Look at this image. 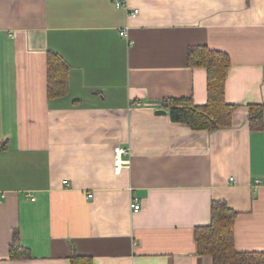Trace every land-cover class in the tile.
I'll use <instances>...</instances> for the list:
<instances>
[{"label": "crops", "instance_id": "0c3cea01", "mask_svg": "<svg viewBox=\"0 0 264 264\" xmlns=\"http://www.w3.org/2000/svg\"><path fill=\"white\" fill-rule=\"evenodd\" d=\"M128 3L137 17L112 0H0V264H213L195 231L217 200L238 213L236 249L264 252V129L249 125L264 105V0ZM196 45L231 57L229 128L192 130L163 106L207 103ZM50 51L70 67L61 98H48ZM16 232L31 258H11Z\"/></svg>", "mask_w": 264, "mask_h": 264}, {"label": "trees", "instance_id": "16d2710c", "mask_svg": "<svg viewBox=\"0 0 264 264\" xmlns=\"http://www.w3.org/2000/svg\"><path fill=\"white\" fill-rule=\"evenodd\" d=\"M188 65L207 70L208 101L198 105L190 97L168 98L163 106L173 122L192 130L216 131L229 128L238 108L226 100V86L232 66L229 54L205 45L192 46L188 50ZM48 98H61L69 92L70 67L56 52L50 51L47 59ZM249 125L252 131L264 129V105L249 107ZM238 213L225 201H214L211 207V224L196 228L195 238L200 255L213 258V264H264V252H242L235 245V221ZM12 259L31 258V252L21 245L16 232L10 250ZM73 264H92L90 258L72 257Z\"/></svg>", "mask_w": 264, "mask_h": 264}, {"label": "built area", "instance_id": "2783aa9c", "mask_svg": "<svg viewBox=\"0 0 264 264\" xmlns=\"http://www.w3.org/2000/svg\"><path fill=\"white\" fill-rule=\"evenodd\" d=\"M115 6L119 9H125L128 12L130 17H137L139 14V9H131L128 3V0H112ZM128 27H126L123 31H121V35H127ZM130 153L129 148L118 146L114 150V168L115 173L120 174L124 168H128L130 166V160L126 158ZM92 197V196H91ZM132 209L135 212H138L141 209V205L137 202L132 204Z\"/></svg>", "mask_w": 264, "mask_h": 264}, {"label": "water", "instance_id": "95a60500", "mask_svg": "<svg viewBox=\"0 0 264 264\" xmlns=\"http://www.w3.org/2000/svg\"><path fill=\"white\" fill-rule=\"evenodd\" d=\"M157 114H166V111H165V110H159V111L157 112Z\"/></svg>", "mask_w": 264, "mask_h": 264}]
</instances>
